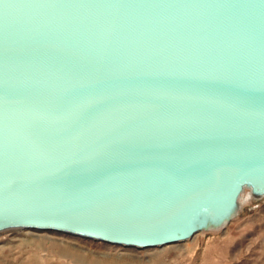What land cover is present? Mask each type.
<instances>
[{"label": "water", "instance_id": "1", "mask_svg": "<svg viewBox=\"0 0 264 264\" xmlns=\"http://www.w3.org/2000/svg\"><path fill=\"white\" fill-rule=\"evenodd\" d=\"M264 196V0H0V231L148 248Z\"/></svg>", "mask_w": 264, "mask_h": 264}, {"label": "rangeland", "instance_id": "2", "mask_svg": "<svg viewBox=\"0 0 264 264\" xmlns=\"http://www.w3.org/2000/svg\"><path fill=\"white\" fill-rule=\"evenodd\" d=\"M0 264H264V196H254L247 187L236 214L223 226L148 248L57 231L7 229L0 231Z\"/></svg>", "mask_w": 264, "mask_h": 264}, {"label": "bare ground", "instance_id": "3", "mask_svg": "<svg viewBox=\"0 0 264 264\" xmlns=\"http://www.w3.org/2000/svg\"><path fill=\"white\" fill-rule=\"evenodd\" d=\"M247 187H248V186H246L245 189H246ZM249 188H250V187H249ZM245 189H244V190H245ZM243 195H244V194H243ZM222 226H223V225H222ZM213 228H214V227H213ZM219 229H220V228H219ZM217 230H218V229H217Z\"/></svg>", "mask_w": 264, "mask_h": 264}]
</instances>
